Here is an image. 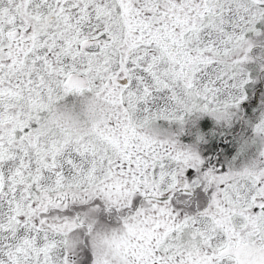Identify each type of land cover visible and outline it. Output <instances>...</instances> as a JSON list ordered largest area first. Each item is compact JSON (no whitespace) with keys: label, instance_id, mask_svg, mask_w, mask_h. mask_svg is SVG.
<instances>
[{"label":"snow or ice","instance_id":"snow-or-ice-1","mask_svg":"<svg viewBox=\"0 0 264 264\" xmlns=\"http://www.w3.org/2000/svg\"><path fill=\"white\" fill-rule=\"evenodd\" d=\"M0 264H264V0H0Z\"/></svg>","mask_w":264,"mask_h":264}]
</instances>
